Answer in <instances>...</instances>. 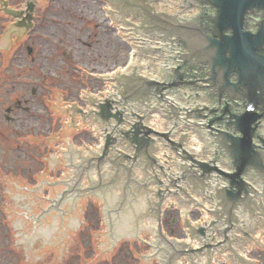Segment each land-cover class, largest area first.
<instances>
[{
	"label": "water",
	"instance_id": "obj_1",
	"mask_svg": "<svg viewBox=\"0 0 264 264\" xmlns=\"http://www.w3.org/2000/svg\"><path fill=\"white\" fill-rule=\"evenodd\" d=\"M38 1L25 0L19 3L20 10L0 0L2 14L17 20L5 23L0 50L7 53L12 42L9 33H16L18 38L34 27ZM108 1L133 34L162 40L166 60L162 65L156 61L161 56L157 54H162L161 58L165 55L153 42H147L145 50L137 42L133 45L130 30L123 31L111 21L104 2L103 9L118 39H125L131 54L130 74L115 77L116 92L113 87L103 92L104 86L87 93L88 102L86 94L80 96L85 99L86 109L67 104V109L59 111L68 113L65 127H75L72 116H79L81 123L90 124V136H96L93 110H84L92 106L93 97L103 92V98L108 99L97 103L94 113L107 124L102 156L111 148L107 155L110 159L100 161L90 156H96L89 151L92 145L83 143L87 151L84 154L78 145L67 143L68 148H62L59 155L65 156V167H70V171H62L67 177L42 179L39 186L28 188L39 191L62 184L65 191L55 193L56 200L48 198L44 212L29 219H44V213L53 210L61 216V204H67L65 213H72L81 196L102 202L105 243L99 242V255L111 251L116 238L128 237L150 244L140 259H159V264H209L215 259L219 264L220 259L224 264H245L240 253H245L247 242L242 243L240 229L253 235L247 253L249 247H264V0H198L200 11L190 8L198 12L192 16L172 13L178 8L169 4L171 0H160L161 7H168L170 13L157 11L151 0ZM135 19L140 23L136 24ZM136 66L144 69L146 77L131 73ZM90 76L105 79L110 85L109 74ZM201 95L207 99L205 102L194 101ZM130 108L135 111L127 114ZM152 110L170 119L169 131L161 128V120L157 121L160 112L148 116ZM129 115L138 120L123 129ZM181 125L197 126L207 142L193 135L188 144L186 135L173 141L172 134ZM153 134L175 151L163 142V147L155 148V158ZM123 142L135 153L117 145ZM116 150L128 153H120L123 158L136 161L129 165L132 176L127 173L128 167L116 161ZM143 152L147 158L140 159ZM149 160L163 168L161 177L168 181L167 195L165 190L159 192L160 200L164 195L162 209L176 204L178 211L189 213L191 207L210 217L205 222L201 219L199 225L181 217L184 233L202 239L199 249L184 241L171 245L160 238L165 237L159 229L160 216L149 210L158 200L145 184ZM151 189L154 191L153 185Z\"/></svg>",
	"mask_w": 264,
	"mask_h": 264
},
{
	"label": "rangeland",
	"instance_id": "obj_2",
	"mask_svg": "<svg viewBox=\"0 0 264 264\" xmlns=\"http://www.w3.org/2000/svg\"><path fill=\"white\" fill-rule=\"evenodd\" d=\"M7 1L14 9L25 3ZM103 6L104 0H39L34 27L18 38L9 33L7 53L0 50V264H159L140 259L150 244L128 237L116 238L112 250L99 255V242L105 243L101 201L78 196L72 213L61 204V216L53 210L44 219H29L65 191L62 184L28 190L39 180L67 177L61 149L67 143L84 154L83 143L98 149L90 124L72 116L76 126L65 127L68 113L59 109H86L79 97L106 86L90 74L111 77L129 60L125 39H118ZM5 23L15 19L0 8V43ZM187 215L196 222L205 214L191 209ZM181 217L167 207L163 231L187 242ZM245 256L264 264V247H250Z\"/></svg>",
	"mask_w": 264,
	"mask_h": 264
},
{
	"label": "bare ground",
	"instance_id": "obj_3",
	"mask_svg": "<svg viewBox=\"0 0 264 264\" xmlns=\"http://www.w3.org/2000/svg\"><path fill=\"white\" fill-rule=\"evenodd\" d=\"M128 63H132L131 62V58L129 57V60H128V62H127V65L125 66V67H120L119 69H117V71H123V70H125V69H129V65H131V64H128ZM113 76V75H112ZM109 78H110V76H109ZM86 94V93H85ZM102 145V143H98V145H97V148L99 147V146H101ZM90 151H94L93 149H90ZM99 151V150H98ZM170 207H175V209H176V204L175 205H172V206H170ZM191 209H193V208H191V207H189V211L191 210ZM164 211H166V208L165 209H162V213L164 212ZM181 213H182V217H186L187 218V220H188V223L189 224H192V225H199V223H200V221H201V219L200 220H198V221H196V222H191L189 219H188V215H187V212H183V211H180ZM203 214H205L204 216H207V213H205V212H203ZM159 229L161 230V232L164 234V236L165 237H167V235L164 233V231H163V226L161 225V223L159 222ZM168 238V237H167ZM193 238V239H192ZM192 243H191V242ZM187 243L188 244H190V245H192V246H195L196 248L198 247V244H197V241L196 240H194V237H189V238H187ZM250 248V247H249ZM213 261H215V260H212L211 262H213ZM210 261H209V263H211Z\"/></svg>",
	"mask_w": 264,
	"mask_h": 264
}]
</instances>
